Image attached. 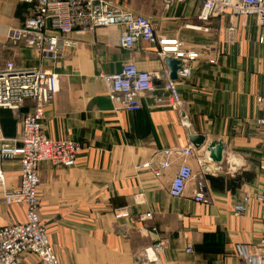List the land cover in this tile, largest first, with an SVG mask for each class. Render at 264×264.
Segmentation results:
<instances>
[{
  "label": "crops",
  "instance_id": "1",
  "mask_svg": "<svg viewBox=\"0 0 264 264\" xmlns=\"http://www.w3.org/2000/svg\"><path fill=\"white\" fill-rule=\"evenodd\" d=\"M106 1L149 19L157 37L200 53L190 76L176 82L180 108L171 106L161 83L154 81V92L140 98V111H116L100 78L119 73L125 63L158 74L166 67L156 45L137 41L125 51L119 47V27L101 28L75 31L69 37L74 47L60 57H42L23 44L13 45L4 34L21 26L29 17L28 7L0 0V67L12 63L19 70L56 74L59 92L45 110L43 134L81 147L72 168L38 167V214L59 263L240 264L234 246L258 243L264 215L253 199L264 194V133L256 123L262 113L255 103V96L264 92V36L256 19L235 18L226 11L203 23L196 19V0L168 10L159 0ZM231 26L235 33L227 36ZM30 106L25 101L18 111L0 110V145L18 139ZM188 133L204 137L206 144L187 159L195 179L181 197L171 198L168 188L181 163L180 152L190 147ZM212 142L225 148L223 168L201 175L197 160ZM160 162L169 168L157 178L143 168ZM1 171L0 227L22 224L24 207L5 201L19 184V163L4 161ZM198 196L202 203L195 201ZM245 196L251 198L247 210L235 216L233 208ZM146 213L151 219L141 220ZM162 238L167 249L155 261L147 258L144 251ZM188 245L191 253L185 251ZM21 264L40 263L26 255Z\"/></svg>",
  "mask_w": 264,
  "mask_h": 264
},
{
  "label": "built area",
  "instance_id": "2",
  "mask_svg": "<svg viewBox=\"0 0 264 264\" xmlns=\"http://www.w3.org/2000/svg\"><path fill=\"white\" fill-rule=\"evenodd\" d=\"M189 0H159L164 10L172 4H182ZM200 8L196 19L207 22L228 11L233 17L246 19L254 17L264 36V0H196ZM29 9V17L21 26L7 28L4 31L8 41L13 45L23 44L40 56L60 57L64 50L74 47L69 37L75 31L92 32L101 28L119 27L121 35L119 47L125 51L134 49L137 41L158 47L157 55L162 59H171L179 63L177 80H185L191 74V65L199 60L200 53L184 49L177 40L157 37L149 19L141 15L121 10L106 0H18ZM235 33L233 26L227 28V36ZM262 41V37H260ZM214 64V61H208ZM106 86L107 96L113 108L118 111L138 112L141 110L140 98L154 92V81L161 83L160 90L168 97V102L180 108V96L177 83L169 80L166 68L158 74L139 71L133 63H125L119 73L100 76ZM59 92L58 76L45 73L40 68L19 70L12 63L0 67V110L18 111L25 101L31 103L29 111L24 114L20 123L17 140L0 145V187H4L5 178L1 171L4 161H17L20 166L19 184L17 188L5 196L6 203L21 204L24 207L25 221L22 224L0 227V264H21L26 255L33 256L40 264H60L42 225L38 208L40 200L38 188L40 178L38 167L49 164L52 167L72 168L81 147L72 141H51L42 130V121L46 108L53 105ZM157 103L162 99L157 98ZM255 103L260 107L261 117L257 125L264 133V92L255 96ZM264 144V135H263ZM171 152H164L169 155ZM193 154L191 147L180 152L181 163L173 176L168 188L171 198L182 196L185 186L195 179L187 159ZM201 175H213L222 171V166L207 162L204 157L197 160ZM143 168L151 171L154 177L169 168L168 163L160 162L145 164ZM264 171V170H263ZM199 191L202 182H197ZM253 199L264 209V194H257ZM251 198L245 196L233 208V214L240 216L245 213ZM196 202L202 203L198 196ZM141 220H150L151 214L146 213ZM168 247L167 239H158L148 252L154 261ZM187 253L192 247L187 246ZM234 252L240 264H264V215L260 220V236L258 243L250 246L238 243Z\"/></svg>",
  "mask_w": 264,
  "mask_h": 264
},
{
  "label": "water",
  "instance_id": "3",
  "mask_svg": "<svg viewBox=\"0 0 264 264\" xmlns=\"http://www.w3.org/2000/svg\"><path fill=\"white\" fill-rule=\"evenodd\" d=\"M164 65L169 72V80L171 82H177V73L179 69V63L171 59H165ZM187 139L190 147L193 151H200L205 147L206 140L202 136H195L190 133L187 134ZM225 148L220 142H212L206 148L204 152V159L217 166H223Z\"/></svg>",
  "mask_w": 264,
  "mask_h": 264
},
{
  "label": "bare ground",
  "instance_id": "4",
  "mask_svg": "<svg viewBox=\"0 0 264 264\" xmlns=\"http://www.w3.org/2000/svg\"><path fill=\"white\" fill-rule=\"evenodd\" d=\"M148 257H149V259H152V256L150 255V253L148 252Z\"/></svg>",
  "mask_w": 264,
  "mask_h": 264
},
{
  "label": "rangeland",
  "instance_id": "5",
  "mask_svg": "<svg viewBox=\"0 0 264 264\" xmlns=\"http://www.w3.org/2000/svg\"><path fill=\"white\" fill-rule=\"evenodd\" d=\"M122 10V9H121Z\"/></svg>",
  "mask_w": 264,
  "mask_h": 264
}]
</instances>
